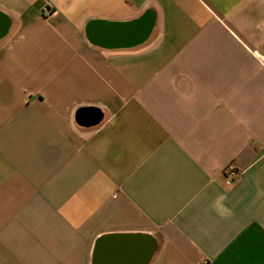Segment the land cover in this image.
<instances>
[{"label": "crops", "instance_id": "0c3cea01", "mask_svg": "<svg viewBox=\"0 0 264 264\" xmlns=\"http://www.w3.org/2000/svg\"><path fill=\"white\" fill-rule=\"evenodd\" d=\"M0 13V264H264V0Z\"/></svg>", "mask_w": 264, "mask_h": 264}, {"label": "water", "instance_id": "95a60500", "mask_svg": "<svg viewBox=\"0 0 264 264\" xmlns=\"http://www.w3.org/2000/svg\"><path fill=\"white\" fill-rule=\"evenodd\" d=\"M8 26V20L0 13V35L5 33ZM92 28L91 25L87 27ZM143 36L145 32L142 33ZM96 42L102 43L101 40H94ZM80 115V114H79ZM78 115V116H79ZM87 114L81 113L78 117L87 119ZM118 243L120 245H126L128 249V259L127 262L130 264H147L151 258L155 247V240L148 234L144 233H111L100 236L95 241L94 246V258L95 262L93 264H98L99 254L104 252V250L111 244Z\"/></svg>", "mask_w": 264, "mask_h": 264}, {"label": "built area", "instance_id": "2783aa9c", "mask_svg": "<svg viewBox=\"0 0 264 264\" xmlns=\"http://www.w3.org/2000/svg\"><path fill=\"white\" fill-rule=\"evenodd\" d=\"M52 12L53 10L46 5H43L41 7V14L45 17L50 16ZM222 173L224 176L225 183L229 184L231 183V181L235 176L239 175V169L233 163H228L227 165L224 166ZM200 264H205V263H200Z\"/></svg>", "mask_w": 264, "mask_h": 264}]
</instances>
